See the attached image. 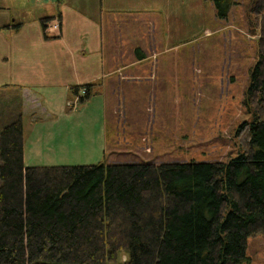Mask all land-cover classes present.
<instances>
[{
  "label": "trees",
  "instance_id": "16d2710c",
  "mask_svg": "<svg viewBox=\"0 0 264 264\" xmlns=\"http://www.w3.org/2000/svg\"><path fill=\"white\" fill-rule=\"evenodd\" d=\"M210 1L218 19L234 4ZM249 10L258 58L235 157L25 167L21 116L2 127L0 264H253L247 240L264 233V0ZM70 90L81 103L98 94Z\"/></svg>",
  "mask_w": 264,
  "mask_h": 264
},
{
  "label": "rangeland",
  "instance_id": "374dc122",
  "mask_svg": "<svg viewBox=\"0 0 264 264\" xmlns=\"http://www.w3.org/2000/svg\"><path fill=\"white\" fill-rule=\"evenodd\" d=\"M196 1L142 0L146 7L161 6L158 16H177L172 29L177 26L179 33L175 31L178 36L163 43L166 53H149L147 46L155 50L160 46L162 29H155L152 22L141 25L140 30L147 33L139 43L146 52L144 67L154 69V75L143 74L141 82L127 79L125 73L112 75L98 94L82 103L72 96L71 86L4 83L0 88V130L21 114L24 166H77L110 160L205 162L237 156L245 147V134L239 129L250 119L243 99L250 69L258 58L256 16L250 14L251 0H234L227 19L215 18L209 6L205 26L183 30L186 13L197 9ZM99 2L76 0L75 4L90 13ZM51 4L57 7L61 0H0V22H25L22 39L30 49V23ZM136 4L131 0L132 7ZM129 33L131 48L136 43L131 40L130 26ZM8 34L0 35V46L6 45L3 52L10 49L8 42L12 47L17 42L8 39ZM123 36L125 39V33ZM26 62L19 67L15 56L8 63L0 59V82H12L18 74L31 76ZM63 74L71 76L66 69L55 70V76ZM247 253L253 264H264V233L248 238ZM125 259L121 254V260Z\"/></svg>",
  "mask_w": 264,
  "mask_h": 264
},
{
  "label": "crops",
  "instance_id": "0c3cea01",
  "mask_svg": "<svg viewBox=\"0 0 264 264\" xmlns=\"http://www.w3.org/2000/svg\"><path fill=\"white\" fill-rule=\"evenodd\" d=\"M98 1H100V6L93 7L90 13L81 11L75 4L76 0H61V4H57V7L54 4H51V7L50 5L45 6L42 10L48 9L49 11L37 14L38 16H34L33 23H30L33 30V32L30 30L29 34L32 37L29 41L30 49H26L22 39L26 27L25 22L15 19L1 20L0 35L7 31L9 34L6 37L16 39L17 42H14L13 47L11 42H8L7 46L10 49L4 52L3 48L6 45L0 46V59H4L5 63H8V60L15 56L20 62L18 63L19 67H22L27 61L26 65L29 67L31 76L18 74L15 78H11L12 82L2 80L0 88H3L4 83L20 87L28 83L41 88H51L56 85H65V87L93 85V90L99 93L101 85L107 83L112 75L120 76V73H125V77L133 82H141L143 74L149 73L152 77L154 69L148 70L144 67V62L147 60L146 52L139 44L141 39L146 38L144 34H147L144 28L143 31L140 30L141 25L146 26L152 22L155 29L156 27L162 29L158 34L160 46H157V50L149 46L146 47V50L149 53H166V50L162 48L163 43L165 40L176 38L179 33L177 26L174 27L177 33L172 29V26L177 23V16L175 18L169 14L165 17L158 16L161 6L146 7L142 0H134L137 4L133 7L131 0ZM196 5L197 9H194L189 15L186 13V24L183 23V30L191 26H205V10L209 6H212L214 17L217 18L215 7L210 0H197ZM150 13H156L157 16H151ZM154 17L155 19H153ZM43 18H51L46 27L41 24ZM54 24H58V29L52 28ZM129 26L131 27V40L136 43L131 48L128 46ZM164 28L166 31L163 30ZM115 40L117 42L113 44ZM31 59L35 61L31 63ZM57 68L60 71L66 69L71 76L65 74L55 76ZM19 115L21 116L20 113ZM107 162L122 161L110 160Z\"/></svg>",
  "mask_w": 264,
  "mask_h": 264
}]
</instances>
